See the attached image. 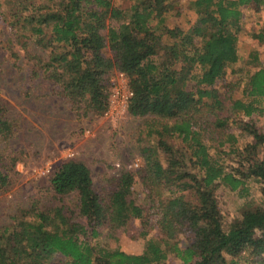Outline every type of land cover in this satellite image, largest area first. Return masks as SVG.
I'll return each mask as SVG.
<instances>
[{"label": "trees", "instance_id": "obj_1", "mask_svg": "<svg viewBox=\"0 0 264 264\" xmlns=\"http://www.w3.org/2000/svg\"><path fill=\"white\" fill-rule=\"evenodd\" d=\"M192 2L198 19L185 31L166 24L172 11L180 12L177 0H0L9 43L42 66L76 112L103 115L110 75L123 72L133 92L126 111L149 117L145 127L153 139L139 140V167L122 170L100 191L86 163L62 161L50 187L60 198L75 194L77 204L43 207L34 200L22 207L0 231V264H238L241 256L247 264H264V125L254 118L263 113L257 105L264 99L259 53L246 60L245 81L226 78L228 66L240 60L242 7L260 11L264 0ZM254 37L263 44L264 27ZM31 41L48 52L47 60L30 51ZM239 90L242 98L235 97ZM5 112L0 101V140L14 134ZM232 123L246 139L243 146L230 145L235 165L212 154L209 144L222 145L225 134L237 142ZM177 137L183 145L171 142ZM17 161L14 151L0 153V191ZM251 180L260 183L262 201L226 219L220 186L248 193ZM133 224L147 238L141 253L92 243L103 227L118 240L116 233Z\"/></svg>", "mask_w": 264, "mask_h": 264}, {"label": "rangeland", "instance_id": "obj_2", "mask_svg": "<svg viewBox=\"0 0 264 264\" xmlns=\"http://www.w3.org/2000/svg\"><path fill=\"white\" fill-rule=\"evenodd\" d=\"M131 1L117 0V3L128 4ZM177 1L181 7L180 12L172 11L166 18V24L172 27L179 25L187 31L198 19V8L193 6V0ZM244 15L237 41L240 60L228 66L227 80L241 77L245 81L246 60L252 52H258L259 48H262L261 61L264 63V47L254 37L264 27V15L253 17L251 11H246ZM10 36L11 30L0 14V101L14 130L11 139L0 140V153L14 151L18 157L15 168L10 172L9 186L0 191V231L12 225L13 216L34 200L40 201L43 207L54 206L62 201L75 207V194L60 198L50 187V177L62 161L78 159L86 163L100 191L122 170L136 168L133 162L140 156V139L153 141L152 137L147 136L145 127L149 117L132 116L127 111L114 117L106 116L105 113L98 116L91 112H76L63 98L60 87L46 78L42 66L35 63L34 67L33 61L28 59L19 45L9 43ZM12 46H15L14 51L19 53V57L12 55ZM30 48V51L42 56L44 60L48 59V52L35 41H31ZM104 53L112 55L109 48ZM246 69L254 70L252 67ZM32 70L34 76L30 78ZM110 77L111 84L113 81L121 82L116 71ZM235 97H243L241 90L237 91ZM257 105L263 108V113H256L254 118L259 125H264V99ZM240 117L245 118V115L241 113ZM230 132L236 136L237 142L234 143L229 134L223 136L222 145L219 142H208L212 154H220V158L227 164L235 165V157L229 153L230 145L243 146L246 139L240 136L235 123L231 124ZM171 142L183 145L179 137L172 138ZM261 155L264 158V148ZM247 186L250 190L248 193L220 186L218 198L226 219L231 220L239 214L245 204L262 201L260 183L251 180ZM144 196L141 194L140 202L147 204L149 201H145ZM138 226L133 224L130 229L117 232L118 240L110 237L107 227H103L100 237L92 239V243L110 249L121 248L128 253H141L147 238L138 236ZM154 235L153 231L147 236ZM187 241L185 234L180 235L181 246ZM170 256L174 257L172 254ZM227 258L231 260L232 257ZM236 260L238 264H247L244 256Z\"/></svg>", "mask_w": 264, "mask_h": 264}, {"label": "built area", "instance_id": "obj_3", "mask_svg": "<svg viewBox=\"0 0 264 264\" xmlns=\"http://www.w3.org/2000/svg\"><path fill=\"white\" fill-rule=\"evenodd\" d=\"M117 76L120 78L121 82H112L110 105L108 110L105 112V115L110 117L118 116L119 114L124 113L127 110L129 99L133 95L132 90L129 88L128 78L126 75L123 72H117ZM141 163L142 159L139 156L135 158L133 165L135 167H139Z\"/></svg>", "mask_w": 264, "mask_h": 264}, {"label": "crops", "instance_id": "obj_4", "mask_svg": "<svg viewBox=\"0 0 264 264\" xmlns=\"http://www.w3.org/2000/svg\"><path fill=\"white\" fill-rule=\"evenodd\" d=\"M242 10H243V12L244 13H246V11H251L252 12V14L254 15L253 17H256V16H258V15H264V8H262L260 11H255L254 9H252L251 7H242ZM263 13V14H262ZM245 16V15H244ZM257 40V39H256ZM259 42V41H258ZM262 44V43H261ZM263 45V47H264V43L262 44ZM239 51V50H238ZM254 51H256V50H254ZM257 51H258V53H259V55H260V59H262L261 58V51H262V48H259V49H257ZM253 53V52H252ZM251 55V54H250ZM254 70H255V68H254Z\"/></svg>", "mask_w": 264, "mask_h": 264}]
</instances>
